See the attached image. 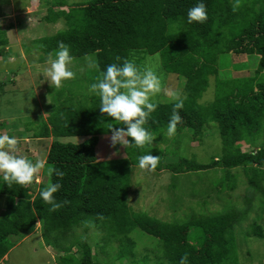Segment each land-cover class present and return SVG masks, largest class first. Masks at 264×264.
I'll return each instance as SVG.
<instances>
[{
    "label": "trees",
    "instance_id": "1",
    "mask_svg": "<svg viewBox=\"0 0 264 264\" xmlns=\"http://www.w3.org/2000/svg\"><path fill=\"white\" fill-rule=\"evenodd\" d=\"M36 1L43 7L38 22L63 19L65 27L34 40L35 50L42 61L62 59V65L70 61L72 66L52 88L48 117L25 126L32 138H52L42 181L37 183L31 170L34 157L0 181V194L8 197L0 217V262L15 237L35 232L40 222L42 237L57 250L60 264H239L237 228L247 237L264 239L257 219L243 225L253 199H259L258 212L264 211V0ZM6 33L0 27V55L7 54ZM156 53L162 55L165 71L178 75L183 95L168 102L127 103V88L140 75L141 60ZM230 53L246 55L249 61L237 69L255 68L254 74L233 77L222 71L229 64L221 56ZM87 55L95 62L84 76L80 63L71 60ZM77 73L72 83L89 85L90 91L70 89V74ZM212 77L213 100L202 104ZM213 126L221 152L206 163L191 158L194 173H187L192 181L210 169L221 170L203 199L196 181L189 199L187 186L169 191L173 205L167 210L173 214L168 219L136 210L129 203L134 168L187 177L177 169L187 159L178 155L177 145L185 137L202 143ZM105 133L124 134L125 152L102 161L98 150ZM64 137L83 139L64 142ZM236 168L245 181L238 180ZM239 184L246 185L247 206L240 208L235 201L213 211V202L231 196L228 192ZM191 196L205 206L185 212ZM92 229L103 233L99 243L91 242ZM136 231L153 239L150 251L139 257ZM112 246L114 263L106 258Z\"/></svg>",
    "mask_w": 264,
    "mask_h": 264
},
{
    "label": "rangeland",
    "instance_id": "2",
    "mask_svg": "<svg viewBox=\"0 0 264 264\" xmlns=\"http://www.w3.org/2000/svg\"><path fill=\"white\" fill-rule=\"evenodd\" d=\"M42 1H62L69 4L86 0ZM38 2L36 0H0V27L8 32L11 23L19 26L17 31L13 29L12 32L6 33L8 44L5 49L7 54L0 55V181L3 177L9 176L12 168L15 169L19 165L31 163L33 157L36 160L31 163V170L36 174L37 183L42 181L43 166L47 160L52 138H32V134L27 133V127L25 128V126L28 121H38L37 119H41V116L43 118L48 117L51 109L48 105H50L53 98L52 88L56 87L55 85L60 82L64 73L66 75V69L72 66V63H69L70 61L69 64L64 63L62 65V59L60 61H42L40 53L37 52L38 49L35 50L37 43L34 40L52 36L65 27L63 19H60L57 23L49 24L46 21L38 22L41 15L39 11L43 9ZM25 3L28 4L27 10L24 9ZM63 8L66 9V6ZM25 45L31 48L30 51H27ZM221 57L222 63L229 64L222 71L229 72L231 76L240 77L254 74L255 68L237 69L240 68L243 62L249 61L246 55L230 53ZM93 59L95 58L92 55H87L82 59L77 58L71 61L80 63L79 71L86 76L90 73L89 70L93 66L92 62H95ZM139 68L140 75L135 81L133 80L134 82H131V87L127 88V103L168 102L183 95V83H181L182 88L178 90L180 86L178 75L165 71L163 57L160 53L145 55L139 64ZM71 76L69 86L73 92L80 90L88 92L91 90L89 85L78 84V87H76L75 83H72L74 78L77 80L78 73L75 75L70 74ZM87 79L91 80L93 77H87ZM211 83L213 86L211 85L203 95L202 104H208L213 100L215 84L213 77ZM67 84L68 81L65 85ZM56 89L61 90V87ZM27 126L29 127V125ZM211 128L213 129L207 131L202 143H191L189 142L191 140L185 137L181 140L180 146L177 145L178 148L175 146L176 143L173 142V146L177 147L178 155L187 158L177 167L180 174L188 175L187 173L191 172L193 175L194 172L190 171L189 167L191 158L206 163L210 161L212 156L221 152L220 134L215 126ZM182 135L188 136L185 133ZM82 139L76 137L61 138L64 142L81 141ZM125 140L124 134L105 133L99 143L98 158L102 161L110 160L116 158L123 151L125 152ZM162 145L165 146V144ZM122 155H125V153ZM173 163L175 164V162ZM233 171L238 172L237 178L240 182L247 179L241 168H236ZM191 174L180 180V177L173 178V174L168 170L158 172L147 166H136L132 174V190L129 195V203L136 210H145L150 214L168 219L173 214L171 210H167L168 208L171 209L173 205V198H171L169 191L175 187V190L179 191L183 186H187L185 188L191 190L186 196L189 199L192 190H194L191 186H194L193 183L197 181L195 189L201 191L198 197L203 199L206 189H210L211 185H215L219 180L217 176H220L221 170L210 169L208 172L200 174L198 179L192 181ZM228 193H231V196L225 194L219 202H213L214 205L211 206L213 211H222L224 208H228L230 204H235V201L240 208L247 206L248 194L245 184H239L234 192ZM259 195L257 192L256 196ZM198 197L193 199V196H191L193 202L190 201V205H187L183 210L185 212L191 211V206L195 209L204 207L205 204ZM7 199V196L0 194V217L6 213ZM253 201L254 206L249 211L243 225L247 226L254 219H257L264 226V211L258 212L259 199L255 198ZM236 231L235 249L239 257V264H264V239L247 237L241 226ZM41 233V224L37 222L35 232L25 237H15L13 247L1 260L0 264H60L57 250L53 245H46ZM91 233V242L93 244L99 243L98 240L103 237V233L99 229H92ZM134 233H136L133 236L138 243L136 251H138L139 257L141 253L150 251L153 246V239L141 231ZM100 248V246H95L94 249L101 253ZM74 252H76V249ZM106 252L107 260L114 263L115 246H112L109 250L107 249ZM150 255L153 256L152 253Z\"/></svg>",
    "mask_w": 264,
    "mask_h": 264
},
{
    "label": "crops",
    "instance_id": "3",
    "mask_svg": "<svg viewBox=\"0 0 264 264\" xmlns=\"http://www.w3.org/2000/svg\"><path fill=\"white\" fill-rule=\"evenodd\" d=\"M13 18H14V17H13ZM18 27H19V26H16V25H14L13 23H11V24L9 25L10 30H8L7 33L12 32L13 29H14V31H15V30L17 31ZM6 31H7V30H6Z\"/></svg>",
    "mask_w": 264,
    "mask_h": 264
}]
</instances>
